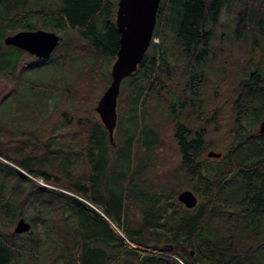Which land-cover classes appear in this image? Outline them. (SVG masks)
Returning a JSON list of instances; mask_svg holds the SVG:
<instances>
[{
  "label": "trees",
  "instance_id": "16d2710c",
  "mask_svg": "<svg viewBox=\"0 0 264 264\" xmlns=\"http://www.w3.org/2000/svg\"><path fill=\"white\" fill-rule=\"evenodd\" d=\"M115 11V0H0V95L11 85L0 219L27 202L38 212L30 235L0 222V264H264V133L244 126L264 121V0H160L152 41L120 85L111 143L94 105L119 47ZM42 28L61 38L47 59L3 43ZM168 127L178 166L161 174ZM210 129L230 137L212 165L201 160ZM14 166L55 189H26ZM186 187L192 209L176 200ZM76 197L114 222L139 204L142 222L123 230L133 247Z\"/></svg>",
  "mask_w": 264,
  "mask_h": 264
},
{
  "label": "water",
  "instance_id": "95a60500",
  "mask_svg": "<svg viewBox=\"0 0 264 264\" xmlns=\"http://www.w3.org/2000/svg\"><path fill=\"white\" fill-rule=\"evenodd\" d=\"M160 0H118L115 12V26L119 33V47L115 60L110 67L111 81L100 96L95 112L113 141V133L117 125V99L122 81L132 75L141 63L151 41L156 24V13ZM61 38L54 32L44 30H22L4 38L6 46H13L25 51L37 59H47L58 46ZM259 133H264V121L259 125ZM208 158H220L221 153L209 151ZM19 177H27L16 169ZM176 200L186 209H192L197 204L193 192L184 190ZM30 224L23 217L19 218L13 229L14 234L26 233Z\"/></svg>",
  "mask_w": 264,
  "mask_h": 264
},
{
  "label": "rangeland",
  "instance_id": "374dc122",
  "mask_svg": "<svg viewBox=\"0 0 264 264\" xmlns=\"http://www.w3.org/2000/svg\"><path fill=\"white\" fill-rule=\"evenodd\" d=\"M117 1L118 0H115V4H117ZM228 17H229V15L224 13V11H223L220 14V18L219 19H220V21H224ZM114 20H115V18H114ZM37 30H44V31L52 32V31H50L49 29H46V28L37 29ZM10 35H12V34H10ZM156 42H157V40H156ZM256 59H258V58L256 57ZM28 60L31 61V60H34V59L30 58ZM112 63H111V65H112ZM111 65L109 67H111ZM109 72H110V69H109ZM71 80L74 81V82H80L81 85L84 82L82 77L81 78L73 77ZM225 88L226 87H224V86L221 87V93L224 92ZM10 89H11V85L5 84L3 86V91H2V93L0 95V97H2V95L6 94V92L8 90H10ZM99 98L97 99L96 104H97ZM221 100L222 101L225 100V96L223 94L221 96ZM96 104L94 105V109L96 107ZM222 107H225L224 103L222 104ZM94 112H95V110H94ZM95 117L99 119V116H98V114L96 112H95ZM54 118H56V117H54ZM99 121H100V119H99ZM244 126L246 127V129L248 131L258 130L259 129V125H257L256 127L250 126V122L249 121H246L244 123ZM209 132H210V137L214 138V141L212 142L213 145H214V148H213L214 150L213 151L214 152H220V153L225 152V150H226V148H227V146L229 144V141H230V137H228V135H226L227 133L226 132L218 133L217 131H213L212 129H210ZM173 145H174V143H173V141L171 139V131H170V128L168 127L167 128V132L164 133V138H163V142H162V151L163 152L158 154V156H160V158L157 159V163H158L157 165L159 167L158 169L161 171L160 172L161 174H166L169 171H171L174 167L176 168L178 166L177 153H176V151H174V146L175 145L174 146ZM208 152H209V149L204 152L201 160L204 161V164H208L209 163L210 165H212L213 163L209 161L210 158L206 157V154ZM0 161L2 163L6 162L1 157H0ZM7 163H9V162H7ZM15 169H18V170H20V171H22L23 173L26 174L27 177H25L24 179H26L28 181H25L23 183V186L26 189L30 186L31 182L35 183L37 186L42 187L44 189H55L52 186L47 185L41 178H33V177L29 176L26 172H24L22 169H20L18 167H15ZM184 190H189V191L193 192L190 189V187H186L182 191H184ZM182 191H180V192H182ZM67 194H69V193H67ZM177 195H176V197H177ZM194 195H195V193H194ZM76 198L79 201L85 203L88 206L89 209H91L96 215H99L104 220L107 231L112 232L113 234L115 233V235H117L119 238L123 239V241L125 243H127L128 245L133 247V245L125 238L123 230L124 229H128V228L129 229H137L139 224L142 222V207L139 206V204H135L134 207H131V209L127 210V213L122 216V218L120 219V222H114V220L110 219L109 217H107L105 215L102 207L94 205V204L90 203L89 201H85L82 198H79V197H76ZM35 207H36V205L34 203L30 204L29 202H27V204L22 209L23 213L20 214L21 216L18 213L13 215L15 218L13 216L11 217L9 215H1L0 222L2 223V229L4 231H6L7 233H13V229L16 226L17 221L21 217H23L25 219V221L28 222L30 224V226H32V221L31 220L36 216V214H38V212L35 211ZM16 212H18V210ZM36 227L44 235V237H49V238L53 237V234L51 232H49V230H48V232H46L44 230V228H47L46 225L38 223L36 225ZM47 229H49V228H47ZM31 230L32 229L30 227V230L28 232H26L25 234L30 235L31 234ZM162 232H164V231H162ZM97 245L98 246H103V244H101V243H97ZM45 249L47 251L50 250V242L47 241V240H45V242L43 244V248L41 249V251L43 252L44 255L46 254L44 252Z\"/></svg>",
  "mask_w": 264,
  "mask_h": 264
}]
</instances>
